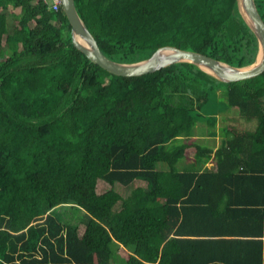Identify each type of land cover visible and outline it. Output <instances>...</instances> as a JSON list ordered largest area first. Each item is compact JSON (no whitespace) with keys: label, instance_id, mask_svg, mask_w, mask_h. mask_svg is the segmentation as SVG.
<instances>
[{"label":"trees","instance_id":"1","mask_svg":"<svg viewBox=\"0 0 264 264\" xmlns=\"http://www.w3.org/2000/svg\"><path fill=\"white\" fill-rule=\"evenodd\" d=\"M73 2L117 61L170 44L242 66L257 51L235 0ZM46 4L0 0V264H264V69L224 82L181 60L117 75ZM209 90L237 113L199 123L216 144L186 142Z\"/></svg>","mask_w":264,"mask_h":264},{"label":"water","instance_id":"2","mask_svg":"<svg viewBox=\"0 0 264 264\" xmlns=\"http://www.w3.org/2000/svg\"><path fill=\"white\" fill-rule=\"evenodd\" d=\"M241 19L257 42L254 59L246 65L235 66L221 59L191 49L164 44L149 55L133 61H117L103 54L75 9L73 0H60L61 8L69 22L71 43L80 49L89 61L117 75H139L153 71L175 61H189L220 81H231L251 77L264 69V21L254 0H235Z\"/></svg>","mask_w":264,"mask_h":264},{"label":"rangeland","instance_id":"3","mask_svg":"<svg viewBox=\"0 0 264 264\" xmlns=\"http://www.w3.org/2000/svg\"><path fill=\"white\" fill-rule=\"evenodd\" d=\"M226 110H231L232 113H237V110L233 107V108H225V101L224 98L222 96V93L219 92L218 90L215 92H212L211 90H209L208 92V96H207V100L205 102H203L199 109H197V111L200 113V119H198V121L195 123V133L194 135L196 136H200L199 138H194L196 136H189L188 138H185L186 142H188L189 140H197L205 145L208 146H212V144H216L219 140V136L217 135L216 137L213 138L214 135H212L211 131L207 132V126L204 127L205 130V134L201 135L198 134V128H199V123H206L205 121L211 117H213L214 120H216V125L220 124V116L223 115ZM201 133V132H200ZM205 138H201L204 137ZM177 141V140H175ZM180 142V141H177ZM186 153L189 155V159H191V154H192V149L188 148L186 150ZM179 162H184V157H181L179 159H177V161L175 162V164H178ZM210 159L205 163L206 166H210L212 167V165L210 164ZM158 167H160L159 164H157ZM162 167H164V165H162ZM143 181L140 179H133L132 181H130L127 185L122 186L121 187V192L123 194L127 193L129 191L130 188L134 187L137 184H142ZM79 212V210H74L73 207L71 206H65L64 208V212H63V218H72L75 216L74 213ZM74 218H72L71 220H73Z\"/></svg>","mask_w":264,"mask_h":264},{"label":"built area","instance_id":"4","mask_svg":"<svg viewBox=\"0 0 264 264\" xmlns=\"http://www.w3.org/2000/svg\"><path fill=\"white\" fill-rule=\"evenodd\" d=\"M47 6H50L52 9H57L60 5V0H44Z\"/></svg>","mask_w":264,"mask_h":264},{"label":"crops","instance_id":"5","mask_svg":"<svg viewBox=\"0 0 264 264\" xmlns=\"http://www.w3.org/2000/svg\"><path fill=\"white\" fill-rule=\"evenodd\" d=\"M193 136H196V135H193ZM188 157H189V155H188V154H187V155H185V156H184V160H186V161H188V160H189V161H190V160L192 159V155H191V159H189ZM210 164L212 165V162H210ZM261 237L263 238V236H261Z\"/></svg>","mask_w":264,"mask_h":264}]
</instances>
